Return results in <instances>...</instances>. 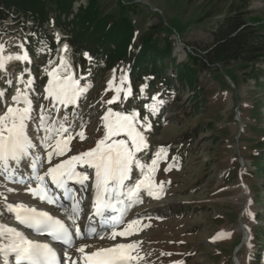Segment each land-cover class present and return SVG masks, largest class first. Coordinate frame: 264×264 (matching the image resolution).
Segmentation results:
<instances>
[{"label":"rangeland","instance_id":"rangeland-1","mask_svg":"<svg viewBox=\"0 0 264 264\" xmlns=\"http://www.w3.org/2000/svg\"><path fill=\"white\" fill-rule=\"evenodd\" d=\"M90 1L92 0H74L71 14L63 21H73L76 15L87 9ZM94 1L100 5L101 14L132 23L136 38L153 29L158 37L172 41L173 57L177 64L184 63L188 53L195 57L203 56L205 50L213 43L212 33L217 22L228 14L231 6L244 12L246 22L264 32V0ZM206 10L210 11L208 15H205ZM49 23L51 31L47 29L46 32L54 38L56 50L50 53L38 51L39 56L32 59V65L11 61L8 67L15 66L17 74L24 67H31L33 75L37 77L39 91L43 92V86L48 79L44 69L49 59L58 61L59 55L64 54L58 53L57 49L66 43L69 51L64 55L69 57L75 72L79 75L91 70L92 74L88 79L93 86L88 101L83 105V115L90 119L85 129L87 138L83 141L78 138L73 140V151L69 152L68 156L95 146L96 141L103 135L100 117L108 107L113 111L125 112L137 109L141 116H148L152 130L145 135L148 136L150 147L139 154L142 162L150 163L149 157L156 158L155 154L161 146L167 153V158H161L155 173V191L159 198L142 193L143 202L129 209L124 216V223L118 229L122 230L127 226V222L141 217L139 223L134 226L139 231L128 237L117 236L115 240L110 238V232L103 239L76 238L75 247L88 244L90 247H87L86 251H91L117 243L139 242L136 252L143 259L138 260L137 264H239L237 258L241 259L242 264H264V251L257 253L262 244L251 238V233L257 229L264 233V177L246 176L247 172L253 173L254 162L260 153L255 148L258 143L264 144V84L255 85L251 79L236 72L233 67L221 69L217 66L199 75L196 90L197 109L190 105V94L183 95L178 104L172 102V92L168 93L165 89L147 93V87L141 94L140 87L146 84V79L137 89L140 97L138 105L129 109V97L123 105L117 103L102 106L97 101H100L101 97L107 100L114 95V91L107 90L109 81H113L114 88L118 86L121 70L124 68L108 71L103 69L104 63L100 62L83 70L78 57L73 56L67 36L54 25L53 14H49ZM29 29V26H20L10 19L0 24V44L5 46L2 55L21 54L20 44L28 51L26 43L30 35ZM66 29L72 31L71 27L66 26ZM57 35L59 44L56 41ZM81 56L84 57L83 54ZM257 67L264 70V64ZM167 73L171 75L172 70L168 69ZM27 78L25 75V79ZM5 88L10 102L14 90L6 83L0 82V89ZM156 94H159L158 98L163 104L156 115H151L147 110L151 100L147 97ZM39 103L46 102L41 99ZM5 110L0 104V114ZM35 127V123H30V134H34ZM196 132L199 133L194 138ZM187 139H193V142H185ZM39 140L40 136L35 135V141ZM260 154L264 158V152ZM56 162L54 159L53 163ZM169 166L171 170L166 171ZM47 167L46 164L43 170L46 171ZM133 177L132 181L127 182L129 186L137 177L143 178L139 169L133 172ZM161 181L164 182L162 193L158 187ZM75 186L70 184L77 199L82 197L83 209L77 223L87 225L89 220L86 215H90L88 209L91 208V193L76 191L78 189ZM9 188L14 191L9 192ZM51 190L55 193L57 191L54 187H51ZM57 194L61 196L58 204L70 208L71 201L63 199L61 192ZM257 194L261 197L259 202L256 201ZM30 196L24 184L10 182L0 176V224L21 231L16 225L14 215L3 207L4 197H7V202L17 201L29 206H38L64 220L71 227L63 209ZM249 200L251 204L248 203ZM120 207L123 208L124 205ZM81 230L83 232L84 228ZM75 247L71 253L79 257ZM255 253L256 261L253 260Z\"/></svg>","mask_w":264,"mask_h":264},{"label":"snow or ice","instance_id":"snow-or-ice-1","mask_svg":"<svg viewBox=\"0 0 264 264\" xmlns=\"http://www.w3.org/2000/svg\"><path fill=\"white\" fill-rule=\"evenodd\" d=\"M56 41L59 44L58 35ZM40 44L39 52L52 51L47 41L42 40ZM19 47L21 54L4 56L5 46L0 44V82L14 90L9 102L7 88L0 89V104L6 109L0 114V176L10 182L24 184L33 198L63 209L71 227L46 211H38L22 203H8L7 197H4L3 207L14 214L20 225L35 234L46 235L65 247L61 258L49 243L32 241L16 228L0 224V257L3 264H137L138 260L143 259L136 252L139 242L117 243L88 253L86 248L90 245L75 247L74 237L103 239L110 232V238L115 240L117 236L128 237L139 231L134 226L141 217L127 222L122 230L118 229L124 223V216L129 209L143 202L142 193L159 198L155 191V173L161 158H167L166 150L161 146L155 154L156 158L149 157L150 163L142 162L139 154L150 147L148 136L145 135L152 130L148 116H141L137 109L125 112L113 111L108 107L100 117L103 135L95 146L68 156L73 151V140L78 138L83 141L87 138L85 129L90 119L83 115V105L88 101L93 86L88 79L91 70L79 75L75 72L69 57L64 55L69 51L65 43L57 49L58 53L64 54L59 55L58 61L49 59L44 69L48 79L41 92L31 67H24L18 74L15 66L8 67L11 61L32 65L27 49L23 44ZM83 55L91 63L93 57L87 51ZM147 87V84L141 85L140 93L143 94ZM107 90L114 91V95L107 100L101 97L97 103L102 106L123 105L133 96L130 81L123 70L119 85L114 88L113 81H109ZM158 97L159 94L147 97L151 100L147 105L151 115H156L163 104ZM41 99L46 103H39ZM30 123L36 125L34 134L28 131ZM35 135L40 136L39 142L35 141ZM54 159L56 163H53ZM46 164L48 167L45 171ZM136 169H139L143 178L137 177L129 186L127 182L134 179L133 172ZM167 170H171V166ZM70 183L80 186L76 191L91 193L89 206L93 211L86 215V219L93 221L98 218L94 226L77 223L83 210L82 197L77 199ZM163 184L161 181L158 186L161 193L164 191ZM49 185L62 191L63 199L71 201L70 208L58 204L61 196L53 192ZM8 191L14 189L9 188ZM248 203L251 204V200ZM121 205L124 207L121 208ZM113 213L118 215L114 216ZM74 247L79 257L71 253Z\"/></svg>","mask_w":264,"mask_h":264},{"label":"trees","instance_id":"trees-1","mask_svg":"<svg viewBox=\"0 0 264 264\" xmlns=\"http://www.w3.org/2000/svg\"><path fill=\"white\" fill-rule=\"evenodd\" d=\"M73 2L74 0H0V24L10 19L20 26H29L30 35L26 44L28 54L33 59L39 56L42 40L47 41L52 52L56 50L54 38L46 32L47 29L51 31L49 14H53L54 25L67 36L73 56L78 57L83 70L100 62L104 63L103 69L108 71L124 68L123 71L134 88L129 109L140 103L137 89L145 77H148L147 93L165 89L168 93L172 92L174 104L181 102L183 95L190 94V105L196 109L199 75L214 67H233L236 72L251 79L255 85L264 84V70L257 67L264 64V32L246 22L244 12L237 7L231 6L228 14L217 22L212 33L213 43L205 50L203 56L195 57L188 53L186 61L177 64L173 57L172 41L158 37L153 29L136 38L132 23L101 14L100 5L94 0L90 1L87 9L76 15L73 21L66 23L63 20L71 14ZM209 13L210 11H205V15ZM66 26L71 27L72 31H67ZM85 51L93 57L91 63L81 56ZM168 69L172 70L171 75H168ZM198 133L194 134V138ZM185 136L187 137V134ZM185 142L191 144L193 139H187ZM258 144L255 149L260 153L264 152V144ZM260 153L254 162L253 173L247 172L246 176L264 177V158ZM260 199L257 194L256 201L259 202ZM251 238L262 244L257 253L264 251V233L257 229L251 233ZM257 253L253 255L255 261ZM237 261L242 264L241 259L237 258Z\"/></svg>","mask_w":264,"mask_h":264},{"label":"bare ground","instance_id":"bare-ground-1","mask_svg":"<svg viewBox=\"0 0 264 264\" xmlns=\"http://www.w3.org/2000/svg\"><path fill=\"white\" fill-rule=\"evenodd\" d=\"M71 184V183H70ZM73 185V184H72ZM76 185V184H75ZM50 187H52L51 185H49ZM54 187V186H53ZM55 188V187H54ZM75 188H77V189H80V186L79 185H76L75 186ZM57 192H61L62 193V191L61 190H57L56 191V193ZM30 194V193H29ZM31 195V194H30ZM62 196H63V193H62ZM30 197H32L33 198V196L31 195ZM33 199H37V200H39L38 198H33ZM40 201V200H39ZM41 202V201H40ZM8 203H12V204H19V203H22V202H17V201H13V202H8ZM22 204H24V205H26L25 203H22ZM52 205V204H51ZM26 206H28V205H26ZM33 208H36V209H38V207L37 206H33ZM5 209V208H4ZM92 211H93V209L92 208H89L88 209V213L89 214H91L92 213ZM8 212V211H7ZM112 215H114V216H116V215H118V213H113ZM96 220H98V218H95L93 221H88L87 223V225H89V224H91V225H95V223H94V221H96ZM99 230V229H98ZM74 239H76L75 237H74ZM96 249H93V250H91V251H86V252H88V253H90V252H92V251H95ZM77 255H79L80 256V254L79 253H77Z\"/></svg>","mask_w":264,"mask_h":264}]
</instances>
